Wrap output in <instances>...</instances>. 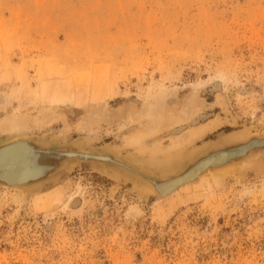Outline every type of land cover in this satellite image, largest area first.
<instances>
[{"label":"rangeland","instance_id":"374dc122","mask_svg":"<svg viewBox=\"0 0 264 264\" xmlns=\"http://www.w3.org/2000/svg\"><path fill=\"white\" fill-rule=\"evenodd\" d=\"M262 137L264 0H0V264H264V147L155 186Z\"/></svg>","mask_w":264,"mask_h":264},{"label":"water","instance_id":"95a60500","mask_svg":"<svg viewBox=\"0 0 264 264\" xmlns=\"http://www.w3.org/2000/svg\"><path fill=\"white\" fill-rule=\"evenodd\" d=\"M22 145V147H21ZM20 147L25 149V153L21 157H15L13 159H6L0 161V180L11 183V184H24L32 180L33 178H38L44 175V170L47 169V164L39 163L37 150L27 142L25 139H16L11 142L0 145V154L5 150ZM264 147V137L262 138H250L245 141L232 142L226 147L221 149H214L204 156L200 157L197 161L187 166L181 173L169 178L163 185H155L156 189L161 193H166L186 182L194 180L202 171L206 168L215 167L219 164L226 163L233 159H238L239 157L245 155L249 150H257ZM222 152H229V154L224 158H212L211 160H206L207 157L210 159L213 155H218ZM66 155L74 156L75 153L72 151H66ZM90 158H94L103 162H114L118 163L112 159L110 155L106 154H90L85 153ZM114 160V161H112ZM200 162H203L201 164ZM194 170V171H192ZM23 174V175H20Z\"/></svg>","mask_w":264,"mask_h":264},{"label":"bare ground","instance_id":"6f19581e","mask_svg":"<svg viewBox=\"0 0 264 264\" xmlns=\"http://www.w3.org/2000/svg\"><path fill=\"white\" fill-rule=\"evenodd\" d=\"M129 117H130V115H129ZM9 120H12V119H9ZM15 122V121H14ZM150 128H143V129H141L139 132H138V135L139 136H142V135H144L145 133H148L150 130H149ZM202 132V131H201ZM139 136H137V137H135V139H140L139 138ZM196 137V136H195ZM194 138V137H193ZM182 140V139H181ZM191 140V139H190ZM187 141H189V139L187 140ZM187 141L185 142V143H187ZM183 142V141H182ZM155 148V147H154ZM158 148V147H157ZM153 150V149H152ZM7 153H8V151H7ZM1 160V159H0ZM2 161V160H1Z\"/></svg>","mask_w":264,"mask_h":264}]
</instances>
